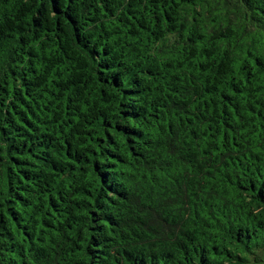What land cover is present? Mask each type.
Returning a JSON list of instances; mask_svg holds the SVG:
<instances>
[{
    "label": "trees",
    "instance_id": "16d2710c",
    "mask_svg": "<svg viewBox=\"0 0 264 264\" xmlns=\"http://www.w3.org/2000/svg\"><path fill=\"white\" fill-rule=\"evenodd\" d=\"M0 264H264V0H0Z\"/></svg>",
    "mask_w": 264,
    "mask_h": 264
}]
</instances>
